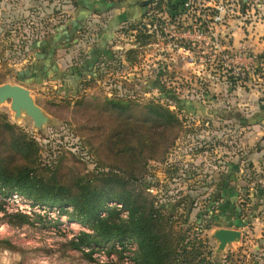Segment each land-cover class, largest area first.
I'll list each match as a JSON object with an SVG mask.
<instances>
[{"label":"rangeland","instance_id":"1","mask_svg":"<svg viewBox=\"0 0 264 264\" xmlns=\"http://www.w3.org/2000/svg\"><path fill=\"white\" fill-rule=\"evenodd\" d=\"M83 1L92 0H0V88H27L46 118L37 128L24 110L16 117L10 100L0 103V165L12 174L28 165L36 168L39 158L13 147L25 134L39 142L40 163L52 166L36 168V176L56 180L72 194L79 195L80 183L94 179L98 168L132 174L135 193L150 195L169 214L174 239L182 238L184 244L202 241V256L212 264H264V205L252 204L264 201V195L249 201L244 190L238 195L225 192L232 187V160L240 162L254 149L249 126L264 125V98L250 104L246 93L251 88L244 85L251 81L259 86L264 55L246 49L258 57V69L240 81L200 78L191 65L183 66L177 47L149 46L143 39L133 48L130 40L117 38L118 47L136 51L125 67L110 57L111 49H97L92 61L90 52L109 23L133 18L134 10L144 17L155 3L144 2L155 0H107L117 5L106 13L94 10L86 20L80 12ZM157 1L158 10L168 8L165 0ZM203 2H216L222 15L241 21L250 33L256 23H264L260 1L244 11L240 0ZM163 61L169 69L159 66ZM91 67L95 74H89ZM230 72L231 67H221L214 74L228 78ZM117 96L124 102L110 100ZM153 107L172 117L159 119L148 111ZM9 123L18 130H11ZM236 206L239 216L233 213ZM109 207L118 209L115 221L128 219L123 205L110 202ZM76 215L69 201L42 202L0 186V264H142L134 237L96 242V233ZM222 228L240 231L241 239L219 251L213 233Z\"/></svg>","mask_w":264,"mask_h":264},{"label":"trees","instance_id":"2","mask_svg":"<svg viewBox=\"0 0 264 264\" xmlns=\"http://www.w3.org/2000/svg\"><path fill=\"white\" fill-rule=\"evenodd\" d=\"M93 1L95 0L91 2ZM169 1L165 0L164 2L170 13L174 15L175 12L180 11L185 0ZM108 2L107 0H103L99 3L106 4L107 9L117 5L116 3ZM160 5L161 1L156 4L155 8H161ZM121 6L119 5V7ZM140 19L142 20L143 17ZM141 20H138V23L125 21L120 27H126L123 30L127 34L137 30L139 43L142 42V39L145 45L153 43L155 38L139 27ZM113 43L114 41L109 46V50L111 49L110 51L113 52H110L111 54L109 53L111 55L110 57L112 59L115 58L117 61L120 60L118 62L122 67L130 64L129 58L136 51H115L113 50ZM95 72L91 67L89 74H95ZM20 80H24L23 82H25L26 78L20 75ZM30 81L34 82L36 80L33 78ZM110 100L124 102L120 97H114V99ZM148 111L159 119L172 117L169 111L160 109L159 107H153ZM8 126L11 130H18L16 125L10 124ZM20 136L22 138H18L17 142L13 144L14 149L21 155L26 152H32L31 154L36 159L39 158L36 168L50 169L52 166L40 163V152L42 149L39 142L30 136L27 137L25 134ZM36 168L34 169L31 165H28L21 168L17 174H12L0 165V186L3 189H15L28 198H35L42 202L62 203L63 201H69L75 206L76 216L96 233L97 237L95 239H99L96 242L131 235L137 240L142 250V264H212L206 257L202 256L201 249L204 245L202 241H190L184 244V239L173 238L171 234L173 225L169 214L162 205L159 207L156 206L153 200L150 201V195L135 193V179H133L135 176L132 174L127 173L121 175V172L116 169L111 171L109 168H98L97 172L94 171L92 173V175H95V178L87 180V183L96 182L95 184L98 185L90 186L86 182L80 183L81 193L77 195L72 194L73 192L69 187L56 180L46 181L43 178L37 177L35 174ZM115 191L117 194L116 197L113 193ZM110 202L123 205L124 210L129 214L128 219H122L120 222L115 221L113 217L118 215L116 213L118 209L116 207H109ZM233 213L239 216L241 215V210L235 207ZM85 236L92 238L90 235Z\"/></svg>","mask_w":264,"mask_h":264},{"label":"built area","instance_id":"3","mask_svg":"<svg viewBox=\"0 0 264 264\" xmlns=\"http://www.w3.org/2000/svg\"><path fill=\"white\" fill-rule=\"evenodd\" d=\"M240 1L242 4L244 0ZM156 4L157 0L153 4L154 8L149 7V12L144 15L139 23L141 29L155 38V41L149 46L156 43H167L170 48L177 47L183 66L191 65L196 76L200 78L209 76L213 80L219 81L221 78L222 81H229L230 79L240 81L239 79L249 71L258 69L257 61L259 60L256 55L247 50L235 53L231 46L226 45L229 43L225 42V40L228 41V34L223 31L232 20V16L222 15L220 5L216 4L213 8L209 4L204 5L202 0H185L180 11L173 15L168 8L156 9ZM125 28L121 27L115 36L113 43V50L115 51L125 50L124 47H118V37L130 40V43L134 45L133 48H137L139 45V42L137 43L138 31L134 30L127 34L123 30ZM172 60L170 59V63ZM240 60L248 62L244 64ZM163 63H160L159 66L163 65L164 68L169 69V63L168 65L164 61ZM232 66H234L233 70ZM260 66L262 67L263 64L260 63ZM221 67H231L228 78L214 74L218 73ZM224 73H226V69Z\"/></svg>","mask_w":264,"mask_h":264},{"label":"crops","instance_id":"4","mask_svg":"<svg viewBox=\"0 0 264 264\" xmlns=\"http://www.w3.org/2000/svg\"><path fill=\"white\" fill-rule=\"evenodd\" d=\"M255 1L256 2L260 1L261 4L260 5L258 4L257 6H259V8L261 9V12L264 14V0H244L242 3V10L244 11L248 7V4L254 3ZM216 4H217L216 2L214 5L209 3V5L212 6L213 8L215 7ZM81 6L82 7H81L80 12L82 11V16H83L82 20H86L89 16V13L91 12L93 13L94 10L100 11V13H106L107 10L111 8L110 7L109 9H107V5L104 3L96 4L94 2H84ZM132 14L134 15L133 18H126V19L120 18L117 20L119 22L112 21L111 25L109 23V26L104 31V34L102 35V37L99 39L100 41L97 45V48L94 49L92 52H90L92 61L95 59V55L98 51L104 52L105 49L106 50L109 49L110 44L112 43V41L115 40V36H116L115 31H117V29L121 26L122 23L128 20L129 21L141 20L140 18L142 17V13H139V10H134ZM238 15H241V14L238 13ZM82 16H79V19ZM233 25L235 26V29H233L232 31ZM256 25H257L255 27L256 31L253 33H250L247 29L248 27L244 28V23H242L239 20H234V21L231 20L229 22L230 27L228 29H226L227 26L224 28L225 31H227V33L225 34H228L229 46H231V48L235 51H242V50L247 49L254 53L264 55V23L262 24L256 23ZM258 25L260 26L258 27ZM97 49L98 51L96 52ZM34 82L37 83V81H34ZM251 83L252 82L250 81L244 84L245 86L250 85L248 87L251 88L252 93L251 92L246 93L248 95V98H246V100H250L251 101L250 104H252L253 99H256V98L259 99L260 98L259 96L264 98V78H260V77L258 78V82L256 83H258L259 86H255L254 85L255 82H253V84ZM238 90L241 92L243 91L242 87H239ZM261 110L264 111V105L261 106ZM262 123H264V121ZM259 126L260 125L249 126L248 130L250 131L252 130L251 131V134L253 135L252 142H254L253 144H255L254 149L250 150L247 153V155L242 158L240 162H238L237 159L232 160V163H233L232 170H230L232 173L229 172V176H228V178H230L232 174V187L228 186L230 185V183H228V185L224 184L228 186L225 189L226 190L225 192H229L230 190H232V193H236V195H238V193H240L241 190L246 191L247 194L249 195L248 197L249 201H253L254 197L260 198L262 197L260 195H264L263 194L264 190L262 188L264 186L263 185L264 184V125H262L263 127L260 126V128ZM255 134H257L260 137L258 138L257 135ZM236 181L243 183V186H244L243 189L242 188L240 189L239 185L236 187V184H235ZM262 202L260 201V203H257V204H255L254 202L252 204L256 208H258L259 206L264 205ZM237 206L239 207V205Z\"/></svg>","mask_w":264,"mask_h":264},{"label":"water","instance_id":"5","mask_svg":"<svg viewBox=\"0 0 264 264\" xmlns=\"http://www.w3.org/2000/svg\"><path fill=\"white\" fill-rule=\"evenodd\" d=\"M155 1H146L144 5H149ZM11 101L12 109L16 111L17 118L21 117L24 110L27 115L33 118L35 126L42 128L46 118L43 110L36 104L30 91L20 85H6L0 88V103ZM213 237L219 244L218 250H224L227 245L238 242L241 239V232L226 228L217 229L213 233Z\"/></svg>","mask_w":264,"mask_h":264}]
</instances>
